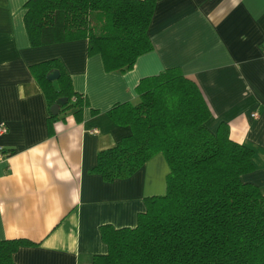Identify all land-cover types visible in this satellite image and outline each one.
I'll return each instance as SVG.
<instances>
[{
	"label": "crops",
	"instance_id": "obj_1",
	"mask_svg": "<svg viewBox=\"0 0 264 264\" xmlns=\"http://www.w3.org/2000/svg\"><path fill=\"white\" fill-rule=\"evenodd\" d=\"M28 0H0V239L27 238L16 264H88L108 252L101 226L135 227L146 198L167 193L170 166L159 152L129 178L106 182L91 173L101 150L132 132L108 111L137 103L142 78L180 66L198 82L231 138L255 149L256 169L243 179L264 190V0H158L150 26L154 49L128 71H108L88 40L33 46ZM60 58L75 89L87 96L84 120L73 111L49 129V109L31 66ZM99 111L94 113L93 111ZM258 112V115H253Z\"/></svg>",
	"mask_w": 264,
	"mask_h": 264
},
{
	"label": "trees",
	"instance_id": "obj_2",
	"mask_svg": "<svg viewBox=\"0 0 264 264\" xmlns=\"http://www.w3.org/2000/svg\"><path fill=\"white\" fill-rule=\"evenodd\" d=\"M157 3L28 0L25 24L33 46L87 39L88 54H101L106 70L128 71L155 47L149 30ZM53 70L60 72L55 81L48 78ZM31 71L47 98L50 133L69 111L84 120L87 96L75 89L60 58ZM137 92V103L119 102L108 111L132 132L101 150L91 173L106 182L129 178L162 152L170 166L167 193L146 198L135 227L102 225L108 252L88 264H264V190L243 179L256 169L255 149L233 140L227 122L217 131L208 127L209 102L180 66L142 78ZM60 97L67 101L53 114ZM35 244L0 239V264H16L15 252Z\"/></svg>",
	"mask_w": 264,
	"mask_h": 264
},
{
	"label": "water",
	"instance_id": "obj_3",
	"mask_svg": "<svg viewBox=\"0 0 264 264\" xmlns=\"http://www.w3.org/2000/svg\"><path fill=\"white\" fill-rule=\"evenodd\" d=\"M59 75H60L59 70H53V71H51L48 74V78L50 80H54L55 81V80L58 79ZM66 101H67V98H65V97L58 98V100L56 101V103L53 104V106L51 107V110H52L53 114H59L60 113L61 105H63Z\"/></svg>",
	"mask_w": 264,
	"mask_h": 264
},
{
	"label": "built area",
	"instance_id": "obj_4",
	"mask_svg": "<svg viewBox=\"0 0 264 264\" xmlns=\"http://www.w3.org/2000/svg\"><path fill=\"white\" fill-rule=\"evenodd\" d=\"M253 115L257 116L258 112H254ZM9 131V126L6 122L0 123V136L6 134ZM9 155V152L4 150V147L0 145V160L6 158Z\"/></svg>",
	"mask_w": 264,
	"mask_h": 264
}]
</instances>
